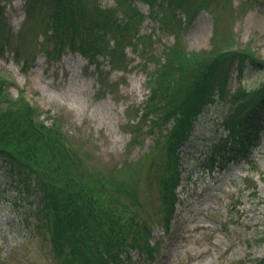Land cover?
Wrapping results in <instances>:
<instances>
[{
    "label": "rangeland",
    "instance_id": "1",
    "mask_svg": "<svg viewBox=\"0 0 264 264\" xmlns=\"http://www.w3.org/2000/svg\"><path fill=\"white\" fill-rule=\"evenodd\" d=\"M165 1L152 8L143 0H66L73 16L65 31L77 42L86 41L97 10L121 22L141 18L135 48L120 42L111 61L110 35L99 41L103 54L89 61L54 51L47 0H0L5 99L24 98L37 121L56 125L73 154L63 171L79 195L91 191L118 206L123 220L135 217L151 230L149 243L159 251L136 264H264V132L245 159L202 173L208 149L228 134L220 123L226 106L216 103L198 117L176 158L165 136L172 123L155 127L145 115L151 90L176 64L191 66L196 57L207 63L232 50L264 62V0ZM263 82V70L234 69L225 91L234 96ZM51 162L40 156L30 163L37 171L22 170L15 185L33 186ZM169 176L179 179V202L166 226L160 199ZM7 180L0 171V264H58L44 223L33 217L35 204L23 205Z\"/></svg>",
    "mask_w": 264,
    "mask_h": 264
},
{
    "label": "trees",
    "instance_id": "2",
    "mask_svg": "<svg viewBox=\"0 0 264 264\" xmlns=\"http://www.w3.org/2000/svg\"><path fill=\"white\" fill-rule=\"evenodd\" d=\"M47 1L51 7L47 25L49 41L54 42L56 53L67 49L92 61L94 56L103 54L102 51L107 49L99 41L111 35L116 45L108 53L112 61L120 42L125 43V48H135L139 40L136 31L140 17L134 22H121L109 17L106 10H97V18L89 26L86 41L77 42L73 32L69 35L65 31L66 27L72 29V6L66 0ZM157 1L143 0L152 8ZM164 3L166 7L170 5L168 0ZM191 60L190 63L194 62L191 66L176 64L170 70L172 74L162 82L158 80L161 85L157 90H151L153 99L150 98L151 106L149 109L146 106L145 115L152 116L151 123L155 127L172 123L165 136L172 137L168 147L170 155L176 158L197 118L216 103L226 106L220 123L228 134L208 149L201 162L202 173L221 172L228 164L245 158L258 145L257 141L264 132V82L260 87L242 90L231 96L225 91L230 73L234 69L243 71L250 67L264 71V62L256 60L248 52L235 50L222 52L207 63L197 57L193 62ZM159 73H155L158 79L163 75L162 71ZM4 89L5 81L0 79V171L7 177L9 185L16 186L15 175L21 176L22 170L26 169L37 171V167L30 163L40 156L52 160L44 173L45 178L40 176L33 186H16L12 190L23 205L35 204L33 217L44 223L58 264H136L152 261L159 247L157 243H149L151 230L147 225L135 217L123 220L124 216L116 210L118 206L92 198L91 191L80 192L82 194L79 195L74 183L66 178L68 172L63 171L73 154L65 147L61 132L57 131L54 123L46 126L37 121L38 112L24 98L6 100ZM174 171L179 175L177 167ZM178 182V178L170 179V176L163 182L164 191L160 200L166 226L175 215L176 203L179 202L176 192ZM133 252L136 259H133Z\"/></svg>",
    "mask_w": 264,
    "mask_h": 264
}]
</instances>
